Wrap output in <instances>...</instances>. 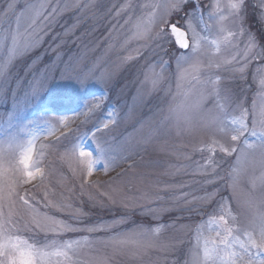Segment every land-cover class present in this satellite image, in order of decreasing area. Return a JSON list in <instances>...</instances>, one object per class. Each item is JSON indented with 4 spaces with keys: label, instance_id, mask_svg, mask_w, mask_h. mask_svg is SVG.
<instances>
[{
    "label": "rangeland",
    "instance_id": "374dc122",
    "mask_svg": "<svg viewBox=\"0 0 264 264\" xmlns=\"http://www.w3.org/2000/svg\"><path fill=\"white\" fill-rule=\"evenodd\" d=\"M42 2L0 0V9L16 5L7 16L0 11V66L8 65V75L0 74V142L7 135L5 121L14 113L19 115L12 121L11 132L19 141H27L29 133L39 137L33 159L41 174L17 192L27 194L39 213L73 224L78 220L80 229L116 224L103 231L48 237L81 240L78 259L82 264H188L193 259L213 264L205 261L204 254L205 247L212 248L211 240L219 241L216 232L224 235L230 227L243 238L244 231L256 227L259 214L264 213V159L249 152L237 164L238 153L220 152L219 145L232 142L212 122L214 117H238L241 108L248 110L250 122L254 106L256 113L264 107V70H258L264 61L253 60L238 71L243 67L237 61L243 55L245 38H235L238 48L231 37L225 39L229 30H238L229 8L235 0H199L200 9L191 17L192 28L203 37L197 51H193L184 12L173 13L171 20L187 32L188 50L181 51L170 36L159 41L143 38L146 29L155 36L162 27L150 23L151 12L165 14L164 7L149 6L170 0H48L45 15L50 19L37 20L29 36L33 13L28 5ZM77 2L90 6L74 8ZM259 3L246 0L245 27L264 42V27L257 23ZM56 6L59 11L52 15ZM121 7L126 10L117 17ZM192 8L193 4L186 5V11ZM14 35L18 40L15 52ZM25 45L30 46L25 49ZM69 66L73 74L88 77L80 95L103 97V107L86 124L85 117L76 114L77 105L52 99L68 86L61 73ZM36 91L39 98L25 107L26 98ZM105 121L107 128L102 127ZM97 125L99 132H95ZM48 132L54 134L45 136ZM214 140L218 144L212 155L207 148ZM97 141L104 159L92 175H87L86 166L72 162L70 167L63 158L78 143L98 155ZM5 152L18 164L15 146H5ZM210 156L215 169L195 171L196 162L203 165ZM105 164L107 172L102 170ZM213 192L210 201L200 199ZM16 208L29 218L19 201ZM221 215L227 224L219 220ZM141 230L147 231L133 237L139 245L109 242L117 234ZM23 235L33 236L30 232ZM35 239L43 241L44 234Z\"/></svg>",
    "mask_w": 264,
    "mask_h": 264
},
{
    "label": "snow or ice",
    "instance_id": "6c2138e0",
    "mask_svg": "<svg viewBox=\"0 0 264 264\" xmlns=\"http://www.w3.org/2000/svg\"><path fill=\"white\" fill-rule=\"evenodd\" d=\"M193 4L191 11H186V5ZM90 5L85 3L81 4L77 2L73 5L77 9H86ZM32 11L33 16L29 23V29L33 30L28 33L29 36L34 34V29L37 24V20L43 19L47 21L50 16L45 15V10L48 8V0L37 5H28ZM68 6L65 5V8ZM131 9L132 5L126 6ZM151 9L165 8V14L158 16L155 11L150 14V23L155 26L156 23L162 25L159 32L155 36L151 35V29H146L143 34V38L146 40H162L167 36L174 38V43L181 49H188L189 43L187 39V32L179 25L178 22L174 23L171 20L173 13L184 12L188 30L192 32L193 37V51H197L200 47V40L203 37L192 28L191 17L194 16L200 9L199 0H170V2L163 5L154 3L149 6ZM16 5L9 3L6 8L0 9L4 16L13 12ZM231 9V15L233 16V23L238 25L237 31H228V36L232 38L234 47H239L235 43L236 37H243L244 51L243 55L238 63H242L243 67L237 69L243 71L244 68L253 60L264 61V42L261 41V37H258L253 33L250 28L245 27L246 16L245 11L247 8L246 0H235V2L229 5ZM259 8L261 9L257 16V23L264 27V0H260ZM125 7H121L116 12V16H120L121 12L125 11ZM59 11V7H53L51 10L52 15ZM201 22L203 21L202 13L198 17ZM221 19H224L221 17ZM128 23V21H125ZM223 31V28H221ZM13 48L12 51L17 50V36L12 37ZM215 43V42H214ZM30 45H25V49ZM219 46L217 45V50ZM237 55H240L239 53ZM180 59H186L181 57ZM233 60H237V56H233ZM258 70H264V67L258 68ZM0 74L8 75V65L5 63L0 66ZM61 79L67 82L68 86H64L62 91H58L53 94V101L59 104L77 105L79 111L77 115L84 116V123L95 115L97 110H100L103 105L101 101L103 97H84L80 95V88L87 85L88 77L85 74H73L71 66L69 70L61 73ZM218 79V78H217ZM264 83V81H262ZM49 92L52 90L49 89ZM217 96H219V90H216ZM39 98V91L34 92L31 96L24 101L25 107L28 104L35 102ZM223 108L222 105H218ZM173 113L175 109L171 110ZM18 113L9 115L5 121L7 124L6 138L3 142H0V264H82L78 259V252L81 247V240L68 239L57 240L48 237H61L66 233H72L76 231L97 232L103 231L115 227L116 224L104 225L93 224L83 229L76 226V224L66 222L64 220L56 219L55 217L47 214H41L37 211L33 204H30L26 195H20L17 192V188L24 183H28L36 178L38 174H41V170L37 166V162L34 161L33 156L35 152V141L39 138L35 134L29 133L30 138L27 141H19L17 136L11 132L13 128V119L18 118ZM249 112L245 108H241L238 117L229 118L227 115L224 117H214L213 123L216 125V130L224 137L230 138L232 144L230 146L219 145V151L225 155H231L232 153H238L237 164L240 160L246 158L251 152L252 154L258 153L262 159H264V107H262L259 113L255 112L249 122ZM66 119V118H65ZM63 123V121H62ZM108 121L102 124L103 128L108 127ZM91 131V130H89ZM101 131V126L97 125L95 132ZM95 132L92 133L95 138ZM54 134V132L44 133L45 136ZM249 137L254 138V142L249 141ZM217 141H213V146L208 147L207 151L214 155L217 148ZM5 146L11 149L15 146L19 151L18 164H14L5 152ZM199 151H205L204 148ZM97 154L87 151L82 143H78L72 146L69 151H66L65 159L68 160L69 166H72V162H76L80 165L86 166L87 175H92L96 170L97 164L103 162L104 149L99 145L97 141ZM197 168L195 171L206 173L209 166L215 169V163L210 156L206 159L205 163L201 165L196 162ZM103 171L107 172L108 165L105 164ZM234 172L238 171L236 168ZM187 195V194H185ZM215 193H207L200 199L210 201ZM17 201L21 203L24 210L28 213V219L24 218V214L16 208ZM51 203V202H49ZM48 206V205H46ZM60 207V205H52ZM148 211H155V209H148ZM122 220L125 218H121ZM259 223L251 231L245 230L243 238L240 235H234L235 229L226 227L224 229V235H221L219 231L216 232V236L219 237V241L211 240L212 248L205 247L204 259L205 261L212 260L213 264L216 261L219 264H264V213L259 214ZM219 220L224 224H227L225 217L221 215ZM211 222V221H210ZM147 230H141L139 232H127L117 234L110 239V243L114 246H122L127 244L139 245V241L133 239V237L143 235ZM157 233L159 229L155 230ZM24 232H30L33 236L26 237ZM43 233L45 239L43 241L35 239L36 236ZM146 247H155V245L148 244ZM215 252V256H213ZM106 264V262H105ZM188 264H198L193 259Z\"/></svg>",
    "mask_w": 264,
    "mask_h": 264
},
{
    "label": "water",
    "instance_id": "95a60500",
    "mask_svg": "<svg viewBox=\"0 0 264 264\" xmlns=\"http://www.w3.org/2000/svg\"><path fill=\"white\" fill-rule=\"evenodd\" d=\"M187 39H188V34H187ZM188 43H189V46H190V41L188 39ZM182 50H188V49H182Z\"/></svg>",
    "mask_w": 264,
    "mask_h": 264
}]
</instances>
